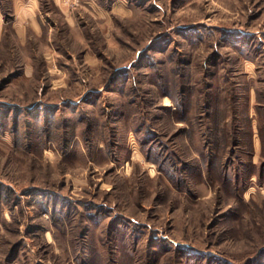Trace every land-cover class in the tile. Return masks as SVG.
I'll use <instances>...</instances> for the list:
<instances>
[{
	"label": "rangeland",
	"instance_id": "374dc122",
	"mask_svg": "<svg viewBox=\"0 0 264 264\" xmlns=\"http://www.w3.org/2000/svg\"><path fill=\"white\" fill-rule=\"evenodd\" d=\"M0 264H264V0H0Z\"/></svg>",
	"mask_w": 264,
	"mask_h": 264
}]
</instances>
